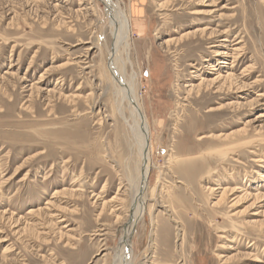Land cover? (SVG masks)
Instances as JSON below:
<instances>
[{
	"label": "rangeland",
	"instance_id": "obj_1",
	"mask_svg": "<svg viewBox=\"0 0 264 264\" xmlns=\"http://www.w3.org/2000/svg\"><path fill=\"white\" fill-rule=\"evenodd\" d=\"M102 1L0 0V264H116L128 197L107 204L137 148L102 91ZM109 3L130 19L149 185L162 178L157 225L147 216L130 238L133 264H264V0ZM225 32L242 43L223 67L211 47ZM218 71L237 80L188 95Z\"/></svg>",
	"mask_w": 264,
	"mask_h": 264
},
{
	"label": "bare ground",
	"instance_id": "obj_2",
	"mask_svg": "<svg viewBox=\"0 0 264 264\" xmlns=\"http://www.w3.org/2000/svg\"><path fill=\"white\" fill-rule=\"evenodd\" d=\"M215 1L216 0H213V2ZM102 2L105 5L106 15L110 21L113 36V43L110 47L107 48L106 65L105 67H101L102 65L100 66V72L102 73L101 81L102 83L108 85V87L106 86V88H103L102 91L103 94H106L108 91H111V112L113 113V116H118L121 121H123L126 125H128V122L132 123V125H130L129 127L132 133V138L135 142L134 144H132L131 141L129 143L131 148H137V159L135 160L133 158L135 160V163H133L134 160L132 161V159H130V156L128 157V160L126 159L123 162L122 167L117 169L120 188L118 191V195L113 198L110 202H108L107 206L109 207V205L112 204L110 206V209H114L117 206L123 205L122 202H124L125 200H119V194L128 197L129 206L125 211L126 218L122 222V229H120L121 234H124V236L120 239L121 245L116 250L115 255L117 259L116 264H133V258L131 257L129 247L131 241L130 238L134 235V232L139 223L141 221L145 222L147 216L149 217L150 224L152 227L157 225L156 217L152 216L151 213L153 214L152 210L156 207L155 205L158 203L157 199L162 178L161 175H158L156 179V184L153 187L149 185L152 169L153 152L152 145L150 142V126L143 105L141 104V101L137 96L136 86L138 75L136 73H132L130 76H128L126 68L127 66L132 67L128 59L129 42L131 37L130 19L125 13L120 10L117 4L109 3V0H103ZM205 31L206 30H202L200 34L203 35ZM221 35L223 36L221 38H224V40L220 43L216 42L218 43V45L212 44L213 46L211 47L212 49H214L212 50V53H214L213 56L215 57V62L218 66L227 65V58H229L231 56V53L233 52L230 47H234L242 43V41H238L237 43L232 45L229 43L227 36H224L226 35V32L222 33ZM211 38H215V35L213 33L210 34V39ZM223 42L226 44L222 45ZM235 51L239 50L236 49ZM212 67L213 66H211V68ZM231 68H233V66L230 68L228 67V69ZM222 76V72L218 71L217 77L213 82L204 83L205 79L201 78V85H187L186 88H190V90L188 91V95L196 94L198 97H200L203 96L202 92L204 93L205 91H208L210 88L213 87L212 85L214 84H218L222 81H226L225 83H228L232 82L233 80H237V78H234L235 75L233 74L227 73V76L224 78H222ZM124 101L125 104L123 105ZM196 102L198 105H200L199 101ZM178 107L182 108L185 107V105L180 104L178 105ZM213 110L215 111V109L211 108L207 111L208 118L216 116L215 114H212L214 113ZM211 136L212 134L208 135L207 138H210ZM257 161L260 163L263 162L261 159ZM229 192L230 190H228V188H224L219 197V202H221L224 199L225 195ZM149 202H153L151 208L148 207ZM121 207L123 208V206ZM116 218L120 219L118 217ZM105 231L106 229L103 230V232ZM108 252H110L108 249L103 248L101 251V256L106 258ZM112 264H115V261H112Z\"/></svg>",
	"mask_w": 264,
	"mask_h": 264
}]
</instances>
